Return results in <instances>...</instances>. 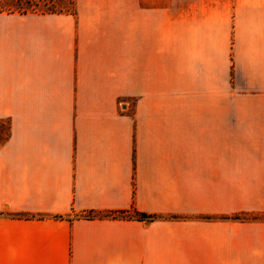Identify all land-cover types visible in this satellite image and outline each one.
<instances>
[{
    "label": "crops",
    "instance_id": "obj_1",
    "mask_svg": "<svg viewBox=\"0 0 264 264\" xmlns=\"http://www.w3.org/2000/svg\"><path fill=\"white\" fill-rule=\"evenodd\" d=\"M177 11L135 9L128 32L79 3L0 13V264H229L243 247L241 226L193 215L264 194V0ZM132 209L156 217L84 216Z\"/></svg>",
    "mask_w": 264,
    "mask_h": 264
},
{
    "label": "rangeland",
    "instance_id": "obj_2",
    "mask_svg": "<svg viewBox=\"0 0 264 264\" xmlns=\"http://www.w3.org/2000/svg\"><path fill=\"white\" fill-rule=\"evenodd\" d=\"M183 3V0H76V8L79 3L85 9H90L97 19L105 22H111L118 28L129 30L130 12L138 9L139 15L143 8H149L150 14L161 16V8L170 5V18L177 17L178 4ZM3 14H8L2 12ZM11 15L18 16L13 13ZM0 132H7V125L0 124ZM241 146H235V151H242ZM240 194L235 193V203L233 209H227L223 213L214 214H199L193 215L194 218L204 221H227L232 222L235 228V238L243 241V247L234 248V258L231 259L233 264H264V208H255V206L264 204V194L250 192L244 201L237 198ZM245 196V197H246ZM245 207H241V206ZM18 215V214H17ZM191 215H186V218ZM177 217V216H169ZM247 227V228H246ZM196 261V260H195ZM229 261V264H230ZM193 264H198L194 262ZM203 264H213L212 262H203Z\"/></svg>",
    "mask_w": 264,
    "mask_h": 264
},
{
    "label": "trees",
    "instance_id": "obj_3",
    "mask_svg": "<svg viewBox=\"0 0 264 264\" xmlns=\"http://www.w3.org/2000/svg\"><path fill=\"white\" fill-rule=\"evenodd\" d=\"M5 12L8 14L17 13L19 15L26 14H70L76 16V0H0V13ZM19 216L31 217L34 214L19 213ZM86 218L94 216L103 217H128L137 220H153L156 216L144 212L132 210H118L95 212L88 210L84 212Z\"/></svg>",
    "mask_w": 264,
    "mask_h": 264
}]
</instances>
